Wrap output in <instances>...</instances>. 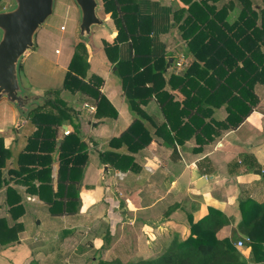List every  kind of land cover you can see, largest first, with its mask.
I'll use <instances>...</instances> for the list:
<instances>
[{
    "label": "crops",
    "instance_id": "0c3cea01",
    "mask_svg": "<svg viewBox=\"0 0 264 264\" xmlns=\"http://www.w3.org/2000/svg\"><path fill=\"white\" fill-rule=\"evenodd\" d=\"M97 4L96 12L102 24L95 26L93 34L94 27L91 29L86 42L80 37L74 41L72 55L76 45L83 44L86 47L84 79L96 76L102 81L99 92L108 106L101 109L99 117L90 99L62 90L72 55L59 66L56 61L61 51L54 47V65L44 42L34 44L18 65L22 94L31 101L26 102V114L22 115L7 100H0V219L9 225L18 222L23 227L16 242L0 248V264L30 260L32 251L23 243L25 237L29 240L35 235L47 236L54 227L59 228V232L68 233L82 224L89 229L88 234L96 247L115 253L121 259L122 256L129 258L126 264L154 259L174 240L182 242L192 237L191 226L211 212L222 214L229 220V224L217 232V239H230L231 230L241 219L238 201L250 198L257 203L264 202V85L254 86L257 103L236 128L223 130L220 135L209 138L202 136L199 130L195 131L196 136L193 130H189L178 133L182 143H171L176 134L169 127L162 126L164 116L154 97L139 105L142 113L130 109L121 79L115 73V64L129 60L133 50L126 40L117 44L115 52L107 54L104 45H114L117 32L112 19L102 13L101 0H97ZM136 4L138 13L151 20L152 53L163 54L169 61L164 80L172 73L181 74L183 71H175L174 61L183 54L190 64L191 56L186 53V42L172 16L184 7L183 4L180 0H136ZM61 30L60 34H63L66 28ZM165 90L171 92L175 100L181 98L176 91H170L169 86ZM47 100H52V104L61 102L68 110V117L56 129L54 127L56 144L48 153L53 190L57 183V148L68 134H64L65 131L78 132L82 152L86 155L79 176L78 205L73 215L50 216L45 202L28 192L22 183L23 177L16 174L20 154H47L33 150L39 145L37 141L32 143L30 152L25 150L36 131L28 120V113ZM83 103L94 106L95 111L90 113L83 109ZM46 107L47 111L54 110L53 106ZM226 116L224 106L212 108L204 122H223ZM135 118L142 119L150 143L129 154L125 145L117 147L112 143ZM173 121L178 123L175 119ZM110 153L131 156L132 169L113 168L110 161L103 160ZM201 178L204 182L198 184ZM31 182L35 188L40 184L38 179ZM28 197L32 200H27ZM11 206H19L21 211L11 214ZM37 217L39 220L35 221ZM43 222L45 226H42ZM236 249L247 258L248 250L244 247ZM75 251L81 253L83 247L77 246ZM115 257L114 261L122 264Z\"/></svg>",
    "mask_w": 264,
    "mask_h": 264
},
{
    "label": "trees",
    "instance_id": "16d2710c",
    "mask_svg": "<svg viewBox=\"0 0 264 264\" xmlns=\"http://www.w3.org/2000/svg\"><path fill=\"white\" fill-rule=\"evenodd\" d=\"M180 2L184 7L173 13L172 20L186 42V53L191 56V62L181 74L172 73L165 81L163 75L169 61L163 54L152 53L149 38L151 20L138 13L136 0H101L102 13L112 19L117 32L114 45H104L107 54L115 52L117 44L126 40H129L133 50L129 60L115 64V73L121 79L129 107L140 114L139 105L154 97L164 116L162 126L165 129L169 127L176 134L175 141L171 143H182L178 133L189 130L194 133L199 130L202 136L209 138L220 135L223 130L236 128L257 103L254 86L264 85V0L260 4L255 0ZM83 48V44L76 45L62 90L90 99L99 117L108 102L99 92L102 83L99 78L91 76L88 80L84 79L86 52ZM166 86L181 98L175 100L174 95L165 90ZM52 102L47 100L28 113V120L36 131L25 150L30 152L32 143L37 141L39 145L33 150L47 154H20L16 174L23 177L22 183L27 186L28 192L45 202L50 216L60 217L76 213L79 176L86 163V155L82 152L78 132L68 131L57 148V183L53 190L48 153L55 148V129L68 117V110L61 102ZM47 105L53 106L54 110L47 111ZM220 106H224L227 112L225 120L204 122L212 108ZM141 121V118H135L112 144L117 147L125 145L129 154L146 147L150 138ZM106 155L110 156H105L103 160L110 161L113 168L122 171L132 169L131 156L121 153ZM33 179L40 181L36 188L31 182ZM9 209L11 214L21 211L19 206ZM238 209L241 219L231 230L230 239H217V232L228 225L229 220L222 214L211 212L191 226L193 236L189 239L182 242L174 240L154 259L127 264H264V202L242 198L238 201ZM22 230L20 223L14 221L9 225L6 220L0 219V248L16 242L17 234ZM239 240L248 250L246 259L235 248Z\"/></svg>",
    "mask_w": 264,
    "mask_h": 264
},
{
    "label": "rangeland",
    "instance_id": "374dc122",
    "mask_svg": "<svg viewBox=\"0 0 264 264\" xmlns=\"http://www.w3.org/2000/svg\"><path fill=\"white\" fill-rule=\"evenodd\" d=\"M6 8L13 6L12 0H4ZM256 3L261 0H255ZM67 5L69 8H67ZM258 8V7H257ZM256 8V9H257ZM1 11V10H0ZM80 22V13L72 0H54L52 14L36 31L34 36V44L45 43L47 50L51 52V62L54 64L53 55L54 47L61 51V55L57 57V65L62 66L63 63L72 55V44L79 37L78 25ZM61 26V27H60ZM66 28L63 34L61 30ZM97 27H94L92 34ZM61 30V31H60ZM45 32H50L48 36ZM73 39V40H72ZM86 52V47L83 48ZM55 65V64H54ZM181 73V72H180ZM43 217V216H42ZM39 217L35 221H38ZM41 221V219H40ZM82 224V223H81ZM45 226V222L42 223ZM52 230L47 236L35 235L34 239L24 238L23 243L26 247H30L32 251L30 260L18 264H117L114 261L115 253H109L96 247L93 244V239L88 234L89 229L85 224L66 231L59 232V228H51ZM242 241V240H241ZM90 245V247L88 246ZM77 246L83 247V251L78 253L75 251ZM11 260V257H7ZM126 264V257L122 259L115 257ZM6 260V262L8 261ZM113 260V261H112ZM8 263V262H7ZM6 263V264H7Z\"/></svg>",
    "mask_w": 264,
    "mask_h": 264
},
{
    "label": "water",
    "instance_id": "95a60500",
    "mask_svg": "<svg viewBox=\"0 0 264 264\" xmlns=\"http://www.w3.org/2000/svg\"><path fill=\"white\" fill-rule=\"evenodd\" d=\"M11 8L0 11V100L14 104L22 115L27 112L18 65L34 46L36 31L50 17L54 0H12ZM80 13L79 37L87 41L91 29L102 24L97 15V0H72ZM204 179L198 181L203 183Z\"/></svg>",
    "mask_w": 264,
    "mask_h": 264
},
{
    "label": "built area",
    "instance_id": "2783aa9c",
    "mask_svg": "<svg viewBox=\"0 0 264 264\" xmlns=\"http://www.w3.org/2000/svg\"><path fill=\"white\" fill-rule=\"evenodd\" d=\"M6 2L4 0H0V10L7 9L5 6ZM189 66V59L183 54H180L177 59L174 61V68L176 72L184 71ZM82 108L87 110L90 113H93L95 111V107L88 105L86 103L82 104ZM68 132L65 131L64 134H67ZM27 200L31 201L32 198L28 197ZM247 241V239H245ZM236 248H242L243 242L241 240L237 241L235 244Z\"/></svg>",
    "mask_w": 264,
    "mask_h": 264
}]
</instances>
